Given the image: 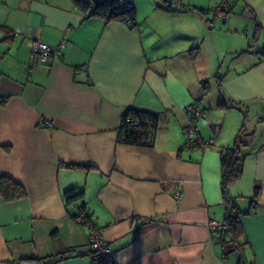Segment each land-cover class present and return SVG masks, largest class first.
Listing matches in <instances>:
<instances>
[{
	"label": "crops",
	"instance_id": "0c3cea01",
	"mask_svg": "<svg viewBox=\"0 0 264 264\" xmlns=\"http://www.w3.org/2000/svg\"><path fill=\"white\" fill-rule=\"evenodd\" d=\"M77 1L0 0V174L25 191L0 196V264H92L72 188L116 264H234L210 222L225 214L219 148L242 124L228 193L247 258L264 264V0H232L226 17L221 0H133L134 26ZM33 40L60 55L31 60ZM190 103L204 110L193 146ZM128 108L159 113L152 145L117 141Z\"/></svg>",
	"mask_w": 264,
	"mask_h": 264
},
{
	"label": "trees",
	"instance_id": "16d2710c",
	"mask_svg": "<svg viewBox=\"0 0 264 264\" xmlns=\"http://www.w3.org/2000/svg\"><path fill=\"white\" fill-rule=\"evenodd\" d=\"M77 2L92 6L91 15H100L106 20L121 19L126 22L129 21V25L134 26L133 8L122 9L118 6L117 0H87L86 2ZM207 84V81H203L205 93L208 90ZM218 106L226 108L236 107V105H226L224 101L218 103ZM159 120V113L128 108L120 117L117 129V141L131 145H152ZM219 130V125L213 126L215 133ZM250 135V133L246 132L244 124H242L235 135L233 144L219 148L220 187L225 204V214L222 220L224 228L216 231L217 234L214 238L220 245L224 258L227 259L229 256L234 255V264H254L253 260H249L245 254L247 243L242 240L243 230L239 220V211L228 193L231 184L242 175L243 162L246 156V139ZM24 194V188L18 182L5 174H0V196L9 201L23 197ZM82 196L83 192L81 190L77 191L75 188L63 192L66 204L79 201V211L74 214V218L79 213H83L85 221L93 224L85 211V203L81 201ZM251 203L253 205L255 199Z\"/></svg>",
	"mask_w": 264,
	"mask_h": 264
},
{
	"label": "built area",
	"instance_id": "2783aa9c",
	"mask_svg": "<svg viewBox=\"0 0 264 264\" xmlns=\"http://www.w3.org/2000/svg\"><path fill=\"white\" fill-rule=\"evenodd\" d=\"M118 6L122 9L133 8V0H117ZM170 6L186 7L184 0H169ZM232 7V0H221L213 7V12L217 17H226ZM129 22V21H127ZM61 52V46H51L40 40H33L31 42V51L29 58L36 61L50 62L53 57L59 56ZM185 113L188 116V123L183 128L186 145L193 146L196 144V126L195 120L204 114V110L197 103H190L184 108ZM50 123H48L49 125ZM211 142V141H207ZM181 196V191L176 190L174 198L177 200ZM75 221L87 227V245L86 249L91 255L92 264H116L113 255L110 253L107 246V242L103 237L101 228L90 224L85 221L84 214L79 213L75 218ZM224 228L222 221H211L210 229L212 231H219Z\"/></svg>",
	"mask_w": 264,
	"mask_h": 264
},
{
	"label": "rangeland",
	"instance_id": "374dc122",
	"mask_svg": "<svg viewBox=\"0 0 264 264\" xmlns=\"http://www.w3.org/2000/svg\"><path fill=\"white\" fill-rule=\"evenodd\" d=\"M259 46H261V45H259Z\"/></svg>",
	"mask_w": 264,
	"mask_h": 264
},
{
	"label": "water",
	"instance_id": "95a60500",
	"mask_svg": "<svg viewBox=\"0 0 264 264\" xmlns=\"http://www.w3.org/2000/svg\"><path fill=\"white\" fill-rule=\"evenodd\" d=\"M169 1V0H168Z\"/></svg>",
	"mask_w": 264,
	"mask_h": 264
}]
</instances>
